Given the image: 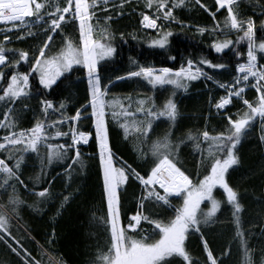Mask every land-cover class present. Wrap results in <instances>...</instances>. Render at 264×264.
<instances>
[{"label": "snow or ice", "instance_id": "snow-or-ice-1", "mask_svg": "<svg viewBox=\"0 0 264 264\" xmlns=\"http://www.w3.org/2000/svg\"><path fill=\"white\" fill-rule=\"evenodd\" d=\"M110 2L115 12L109 9ZM188 3L208 12L214 20L218 11L226 9L223 27L216 24L210 31L205 27L198 29L201 37L208 32L213 38L215 42L210 47L215 53L227 55L226 50L246 44V62H237L238 75L232 81L220 82L205 71L203 66L229 69L228 63H213L207 58H201L198 65L186 59L174 70L141 64L130 56V67L125 73L105 77L104 65L114 62L119 55L118 47L113 44L117 37L111 24L124 15L125 5L133 6V0H0V24L11 25L0 29V198H4L0 203V246L5 250L4 255L14 257L8 262L0 258V264H41L28 246L34 238L27 232L21 233L19 228L20 212L26 205L20 189L34 197L26 206L37 213L43 214L42 206L59 199L55 220L69 204L70 195L57 196L50 183L38 191L35 186L41 184L46 169L53 163L68 161L66 172L71 182L72 165L81 171L85 167L81 149L90 141L99 144L106 197L105 215L94 219L109 233L107 250H102L93 264H201V259L190 254L185 243L190 234L197 233L206 252L204 264H232L230 245L214 255L208 240L203 239L204 229L219 222L217 214L222 201L215 195L218 188L226 193V203L236 225L237 246L243 248L244 264H256L246 230L242 229V197L230 186L228 173L239 164L238 146L248 138L257 118L259 139L264 141V63L261 62L264 61V0L254 3L253 0H214L215 10L201 0H143V7L153 14L141 12V24L156 32L155 37L148 39V48L169 50L174 35L171 25L181 29L190 27L175 14L176 9ZM242 3L252 5L258 16L242 11ZM97 9L107 15L98 16ZM69 28L79 33L75 42L66 35ZM233 32L235 41L229 38ZM218 33L223 39L218 38ZM130 38L136 40L137 36L130 34ZM119 39L126 42L125 34L121 33ZM19 42H25V46L17 47ZM235 54L243 55L239 51ZM168 59L175 62L177 57L169 55ZM22 65L27 66L26 70L21 71ZM77 73L87 85L83 97L77 99L69 94L57 103L56 93ZM202 78L225 90L218 100L210 101L209 110V117L215 115L224 123L212 130L216 134L210 133L205 125L202 132L190 131L186 139H178L172 131L181 115L175 97L179 92L187 93L192 82ZM128 81L136 85L144 82L153 93L167 88L169 97L158 106L154 94L143 98L117 95L116 88ZM249 89L255 90L254 99L247 95ZM134 91L139 95V89ZM33 100L37 101L35 105ZM70 102L75 104L71 110ZM234 103L243 107L232 114L229 106ZM29 112L34 126L19 128ZM161 118L169 122L168 131L162 138L154 139L157 136L154 126ZM84 123L94 127V131L83 129ZM113 127L122 130L118 134L124 140L135 133L129 142L137 158L144 161L143 168L147 170L143 174L127 161L116 159L115 144L109 135ZM188 142L200 153L201 164L207 153L208 171L202 179L198 170L189 173L181 160V148ZM29 154H35L39 160L40 174L26 183L22 168ZM133 185L139 191L134 197L135 207L129 212L125 207L126 197ZM173 198H179V203ZM169 210L171 216L166 215ZM261 234L264 235V228ZM49 235L48 242L53 243L55 231ZM261 251L260 264H264V249Z\"/></svg>", "mask_w": 264, "mask_h": 264}, {"label": "trees", "instance_id": "trees-1", "mask_svg": "<svg viewBox=\"0 0 264 264\" xmlns=\"http://www.w3.org/2000/svg\"><path fill=\"white\" fill-rule=\"evenodd\" d=\"M201 2L205 3L211 10L216 8L214 0H201ZM109 7L111 11L115 12L111 2ZM125 8L124 15L118 16L115 23L111 24V29L117 37L113 44L118 47L119 55L114 62H106L104 65L106 68L105 77H114L125 73L130 67V56L141 64H152L157 68L170 67L174 70H178L186 59H192L194 64L198 65L201 58H207L213 63L226 62L229 64L228 70H213L203 66L204 70L213 75L216 80L228 83L232 81L236 74L237 62L246 61V44L242 43L234 49L226 50L227 55L217 54L210 47V44L215 41L208 35V32H205L203 37L199 34L198 29L200 27H205L209 31L216 24L223 27L226 9L218 11L215 20L208 12L192 3H188L184 8L176 9L175 14L179 16L185 25L190 27L181 29L179 26L172 24L171 29L174 35L170 38L169 50H164L148 48L147 41L149 38L155 37L156 32L141 26L142 17L140 13L144 12V14L152 15V10L143 7L142 0L139 3H137V0H133V6L125 5ZM241 10L253 17L258 16V13L253 11L250 4L242 3ZM105 15L107 13L100 12L98 16L103 17ZM1 28L2 26H0ZM121 33L125 34L126 42L119 39ZM11 34L9 33V35ZM130 34H135L137 39H131ZM66 35H72L76 40L79 38L78 31L71 28L67 30ZM217 36L223 39L222 34L218 33ZM229 38L235 41V33L233 32ZM56 44L58 46L60 44L59 37L56 38ZM16 46L24 47L25 42H19ZM236 51L243 53V55L238 57L235 54ZM169 55L176 56L177 60L175 62L169 60ZM261 62L264 63V61ZM26 68V65H22L21 71L26 70ZM78 77L80 78L78 79ZM82 81L83 77L80 73L73 75L71 81L66 82L64 89L56 93L58 97L56 102L66 99L69 94L81 99L87 87L86 83ZM136 89H139V95L135 93L134 90ZM116 93L121 96L133 95L134 98H143L146 95L154 94L158 106H162L169 97L167 88L164 90L157 89L153 93L146 83L141 82L140 85H136L132 81L121 82V86L116 88ZM224 94L225 90L219 88L216 83L205 81L203 78L192 82L187 93L179 92L175 99L181 115L175 129L172 130L173 135L178 139H186L188 132L191 131L194 134L198 131L202 132L205 125H207L210 133L213 129H219L224 121L215 115L209 117L210 101L218 100ZM247 95L249 98L254 99L255 90L249 89ZM36 103V100L32 101L33 105ZM73 107H75V104L70 102L69 110ZM242 107L238 103L229 106L232 114H235ZM0 119H2V114H0ZM32 126H34V120L32 113L29 112L22 118L19 128H30ZM168 126L169 122L164 118L157 121L154 126L157 136L154 139L162 138L168 131ZM82 128L94 131V128L90 127L88 123H84ZM121 131V129L113 127L109 133L111 142L115 144L114 151L117 159L127 161L143 174V171L147 170L143 168L144 161L137 158L133 144L129 142L133 139L135 133L130 134L128 140H124L118 134ZM259 136V119L257 118V121L252 124L248 138L242 140L238 146L239 164L230 169L228 173L230 186L237 190L242 197L241 203L244 207L242 229L246 230L248 243L250 248L253 249L252 255L256 264H260L261 250L264 249V235L261 234V229L264 228V141H261ZM81 151L85 167L81 171L76 165H72L74 171H72L71 182L68 181V173L66 172L67 164L70 163L68 161L53 163L50 168L46 169L41 184L35 186V190L38 191L45 186V183H50L51 190L57 196L60 194L70 195L69 204L55 220H53V216L59 208L61 202L59 199L42 206L45 208L43 214L37 213L26 206L33 202L34 197L25 193L22 188L20 189L21 197L25 199L26 205L22 207L20 212L19 228L21 233L27 232L30 237L34 238V242H29L28 246L32 249L33 256L40 260L41 264H60V262L62 264H93L98 254L102 250H107L109 233L105 232L104 227L98 223L97 219H94V217L99 218L106 213L103 166L99 160L98 141L95 145L90 141L88 145L82 147ZM181 152V160L188 172L195 173L198 170L202 179L208 171L207 153H204V163L201 164L200 153L194 149L191 142L186 143L181 148ZM22 172V178L26 183H31L30 178L40 174V163L35 154H29ZM138 191L135 185L128 190L125 207L129 212L135 207L134 197ZM215 195L222 201L221 211L217 214L219 222L210 228L204 229L203 239L208 240L209 247L213 250L214 255H219L226 245H230L232 264H244L243 248L237 246V238H235L236 225L231 215V208L226 203V194L221 189H216ZM173 200L175 203H179V198H173ZM3 202L4 198H0V203ZM205 203L207 204V202ZM166 215L171 216V210ZM16 227L17 224L14 222L13 228ZM53 231H55V241L49 243V234ZM185 243L190 254L200 258L201 264H204L206 255L200 234H190ZM4 252L3 246H0V258L5 262L14 260L13 256H6Z\"/></svg>", "mask_w": 264, "mask_h": 264}, {"label": "rangeland", "instance_id": "rangeland-1", "mask_svg": "<svg viewBox=\"0 0 264 264\" xmlns=\"http://www.w3.org/2000/svg\"><path fill=\"white\" fill-rule=\"evenodd\" d=\"M141 1V0H140ZM143 1V0H142ZM110 8V7H109ZM97 11V15H100V12H102V11H100L99 9H97L96 10ZM146 14V13H145ZM147 15H149V14H147ZM27 19H32V18H27ZM4 25V26H3ZM0 26H2V28L1 29H5V28H7V27H11V25H7V24H0ZM141 26H142V24H141ZM143 27V26H142ZM69 37H71L73 40H74V42L76 41V38H74L72 35H70ZM95 38V37H94ZM79 39V38H78ZM246 62V61H245ZM236 75H238V73L236 72V74H235V76ZM233 80V79H232ZM222 90H224V89H222ZM94 128V127H93ZM116 159H117V157H116ZM118 160V159H117ZM219 189V188H218ZM226 194V193H225ZM217 197V196H216ZM218 198V197H217ZM219 199V198H218ZM202 207H204V205H202ZM205 255H206V252H205Z\"/></svg>", "mask_w": 264, "mask_h": 264}]
</instances>
